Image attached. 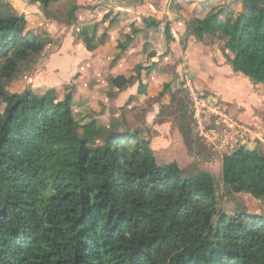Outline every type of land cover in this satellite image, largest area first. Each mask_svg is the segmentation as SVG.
<instances>
[{
	"label": "trees",
	"instance_id": "16d2710c",
	"mask_svg": "<svg viewBox=\"0 0 264 264\" xmlns=\"http://www.w3.org/2000/svg\"><path fill=\"white\" fill-rule=\"evenodd\" d=\"M33 1L46 20L76 23L77 0ZM209 8L190 22V34L200 43L226 39L234 68L251 58L250 77L264 83V0H217ZM29 24L0 0V264H264V215L223 212L212 174L160 165L151 142L120 132V124L76 120L71 95L7 91L53 45ZM131 82L120 75L111 85L123 90ZM153 111L133 109L136 123L147 125ZM263 146L224 157L226 194L264 198Z\"/></svg>",
	"mask_w": 264,
	"mask_h": 264
},
{
	"label": "rangeland",
	"instance_id": "374dc122",
	"mask_svg": "<svg viewBox=\"0 0 264 264\" xmlns=\"http://www.w3.org/2000/svg\"><path fill=\"white\" fill-rule=\"evenodd\" d=\"M4 1L23 15L37 12L39 9L33 0ZM172 1L174 0H169L165 5V10L173 15L174 24H179V18L186 15L192 22H194L192 19L195 21L205 19L208 11L207 2H197V8L194 6L197 3L193 1L177 2L174 8ZM232 8L238 11L240 5ZM30 20L32 21L28 29L36 28L38 23H35L32 17ZM172 28L174 29L170 26V30ZM180 35V41L187 46V49L186 52L175 55L176 61L173 66L153 63L136 68L137 76L131 78L132 82L129 86L136 82L138 91L135 98L130 101L131 104L126 102L117 108L112 106L110 101L101 99L97 93L96 82H92L90 74H87L89 72L85 71L86 64H75L76 57L73 54L66 55V52L59 54L55 51V46L62 40V36H55L53 40L55 43L51 48L26 63L17 76L8 83L7 91L11 94H22L32 90L36 96H43L52 89L58 100L71 95L73 115L80 122L103 117L102 111L105 107L106 118H100L101 125L109 127L120 124L121 126L117 127L120 132L129 130L149 140L153 154L160 165L177 162L184 171V175H194L199 172L212 174L217 180L220 209L223 212L232 214L239 208L253 214L264 215V198L257 199L246 194L225 193L222 162L217 159L215 153L201 137L195 118V105L183 74L184 69L188 71L190 77L194 71L195 74L204 73L202 82H200L202 78H198L200 75L196 74V78L191 77L192 89L212 106L215 105L217 109L237 119H240L238 114L247 115L248 119L243 121L251 122L254 118L260 120L261 128L257 131L262 134L261 139L250 140L245 144L250 145L262 140L264 142V114L260 112L261 107H264V95L261 93L262 88L258 86L261 83H255L250 77L254 75L253 60L242 59L241 70L237 71L232 64L235 56L225 49L226 39L211 37L205 42V46L196 45V38L190 34V22L185 24ZM72 52L74 53L73 50ZM148 69H153L157 75H161L154 81L150 80L149 86L144 85L141 77L138 76ZM135 78L141 80L140 83H137ZM202 83L218 84L216 90L218 94L204 89ZM225 99H230L232 102H226ZM150 107L154 111L147 117V125L137 124L133 109L145 110ZM262 150L264 152V146Z\"/></svg>",
	"mask_w": 264,
	"mask_h": 264
},
{
	"label": "crops",
	"instance_id": "0c3cea01",
	"mask_svg": "<svg viewBox=\"0 0 264 264\" xmlns=\"http://www.w3.org/2000/svg\"><path fill=\"white\" fill-rule=\"evenodd\" d=\"M77 1L80 6L77 20L69 28H65L55 21L46 20L40 5L35 3L39 8L38 11L27 13L25 16L29 23H31L30 17H32L38 24H36V28L28 30L35 35L51 40L53 44L55 36H62V40L55 46V51L59 54L62 52H66V55L73 54L76 57L75 64H86L85 71L89 72L87 74H90L92 82H96L98 96L106 102L110 101L114 107H121V104L126 102L131 104L130 101L135 98L138 91L136 82L123 90L114 88L111 84L115 77L123 75L131 79L133 76H137V67H146L153 63L173 66L176 61L175 55L186 52L187 46L180 41V33L185 24L192 21L186 15V17L179 18V24H174L173 15L165 10V5L169 0ZM192 1L195 3L207 2L208 11L205 15L207 17L210 3L217 0H174L171 4L175 8L177 2ZM197 5L198 3L194 5L195 8ZM192 20L195 21V19ZM168 24L174 27L170 30L169 36L166 35L164 29ZM196 45L205 46L206 44L196 41ZM122 47L126 48L124 54H121ZM92 71L94 73H90ZM193 73L191 74L192 78H196V74L200 75L198 78L204 77V73L195 74V71ZM157 76L161 75L152 71L148 76L145 71L141 77L142 81L138 78L135 80L137 83L141 81L144 85L149 86L150 80H156ZM201 80L203 78L200 79V82H202ZM202 85H204V89L218 94L216 91L218 84L202 83ZM258 86L262 88L261 93L264 95V83ZM227 100L226 102H232L230 99ZM105 110L104 107L103 117L97 118H106ZM260 112L264 114V107H261ZM238 116L241 120L248 119V116L244 114H238ZM254 144L252 143L250 146L253 147Z\"/></svg>",
	"mask_w": 264,
	"mask_h": 264
},
{
	"label": "built area",
	"instance_id": "2783aa9c",
	"mask_svg": "<svg viewBox=\"0 0 264 264\" xmlns=\"http://www.w3.org/2000/svg\"><path fill=\"white\" fill-rule=\"evenodd\" d=\"M185 82L192 101L194 102L195 118L198 130L205 143L215 153L221 162L226 155L245 146L246 142L261 139L260 120L254 118L251 122L234 118L227 112L217 109L203 99L196 90L192 89L193 80L184 69ZM209 104V105H208Z\"/></svg>",
	"mask_w": 264,
	"mask_h": 264
}]
</instances>
